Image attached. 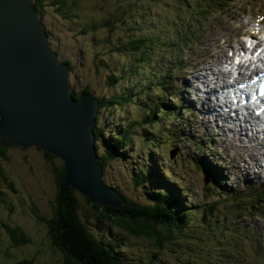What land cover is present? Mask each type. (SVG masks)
Listing matches in <instances>:
<instances>
[{
  "label": "rangeland",
  "instance_id": "obj_1",
  "mask_svg": "<svg viewBox=\"0 0 264 264\" xmlns=\"http://www.w3.org/2000/svg\"><path fill=\"white\" fill-rule=\"evenodd\" d=\"M199 2L207 6L205 0H191L193 8L184 0H46L42 9L41 22L49 32L51 48L58 62L70 67L69 88L76 93L88 89L98 99L128 97L118 109L99 110L101 129L114 134L130 131L124 155L104 169L105 183L140 207L150 204L154 190H168L153 177L159 173L183 194L187 214L183 227L173 230L174 238L161 248L144 236L100 221L77 196L85 227L97 239L118 245L114 250L121 264H264V220L255 216L262 211L258 203L264 201H255V195L250 200L244 192L248 185L264 189L260 168L264 162L250 170L262 172L252 180L233 167L230 158L236 160L238 155L232 136L228 130L218 133L216 126L215 143L211 138L215 125L205 129L199 103L195 105V98H203L199 90L204 87L194 79L197 72L191 74L202 55L208 58L206 49L216 51L230 30L247 20L252 0L222 3L223 10L215 12L212 7L214 13L206 17L194 9ZM192 22L198 26L191 28ZM190 31L194 39L190 33L182 36ZM187 37L190 42L184 49L170 46ZM140 38L148 44L140 50L144 59L136 61L139 54L128 42ZM235 45L227 47L226 57L231 59ZM113 73L121 77L115 86L107 83ZM205 75L210 81V74ZM150 108L156 114L149 119ZM7 148L0 157V264H63L50 244L45 222L57 197L53 168L63 163L55 156L48 162L44 151L35 146ZM207 164L214 167L215 181L220 179L221 186L209 180V172L202 169ZM136 170L144 172L140 187L132 181ZM244 205L247 209L242 211ZM125 220L130 222V216ZM167 222L174 224L172 219ZM13 228L28 237L26 244L10 239L6 230Z\"/></svg>",
  "mask_w": 264,
  "mask_h": 264
},
{
  "label": "water",
  "instance_id": "obj_2",
  "mask_svg": "<svg viewBox=\"0 0 264 264\" xmlns=\"http://www.w3.org/2000/svg\"><path fill=\"white\" fill-rule=\"evenodd\" d=\"M34 1L0 0V147L35 146L59 158L72 190L121 209L124 197L105 183L99 162L97 99L73 97L70 67L58 62Z\"/></svg>",
  "mask_w": 264,
  "mask_h": 264
},
{
  "label": "trees",
  "instance_id": "obj_3",
  "mask_svg": "<svg viewBox=\"0 0 264 264\" xmlns=\"http://www.w3.org/2000/svg\"><path fill=\"white\" fill-rule=\"evenodd\" d=\"M45 1L46 0H35L33 4L35 10L40 14V19L43 17L42 9L44 7ZM184 1L186 2L187 6L191 4V0ZM232 1L233 0H205L207 4L205 8L199 2L200 4L197 5V7H194V9L198 8V11L203 12L201 15L206 17L207 13L210 11L214 13L215 10V12H219L218 10H223L225 7L222 6V3H230ZM53 4L57 3L53 1ZM212 7H215L216 9L214 10ZM191 8H193V4H191ZM195 25L198 26V24L195 22L190 23L191 28H193ZM187 33H190V37L193 39L195 38L191 31L182 33V36H187ZM47 34L49 35L48 31ZM129 42L128 45L130 44V49L135 54H139L136 57V61L143 60L144 52L140 54V50L144 49L143 47H146V44H148L146 43L147 40L140 38ZM187 42H190L189 37H187L185 40L181 39L180 45L170 44V46L184 49V46H187L188 44ZM120 80L121 77L114 73L107 77V83L112 86H115ZM81 93L90 94L88 89H85L80 93L73 92L74 98L76 99ZM126 99H128L126 95L120 94L107 99L102 98L99 99V101L102 108L113 107V109H118ZM154 113L156 114L155 110L152 108L146 115L150 119ZM99 121L100 120L97 117L94 133L96 137V148L99 155V162L105 169L107 164L118 160L128 149L130 131L128 129H124V131H114L115 134L109 133L105 131V129H101ZM145 127H147V125ZM7 149V147H0V157H4ZM44 156L48 162H51L54 158L53 155L47 152H44ZM207 156L211 157L208 154ZM153 162L158 161L156 160ZM202 169L209 172V180L211 183L213 182L214 186H221V184H223L220 179H218V182L215 181L217 180V176L214 174L215 171L213 166H209V164H207L202 166ZM53 174L56 180L57 197L55 201V207L52 210V216L45 222L48 227V235L51 242L50 244L62 256L63 264H121L120 260L116 256V251L114 250V247L117 248L118 245L115 243H106L103 240L101 241L97 239L85 227L78 214L80 206L77 196H80L83 201L93 209L95 214L99 216L100 221L109 222L119 226L129 232L131 235L144 236L148 240L154 241L159 248L162 247L163 242L173 239V230L179 231V229L183 227L182 222H185L187 214L183 213L184 202L183 198L181 197L183 194L179 189H175L176 185L174 182L163 177L161 173L158 175H153V177L157 180V182L161 183V186H164L163 184L167 185V191L154 190L155 193L153 194L150 204L141 207L124 197L125 202L123 208L121 209H114L113 207L95 204L89 198L72 190L65 183L63 165L60 168L54 167ZM143 174L144 172L140 170L132 172V181L138 187H140V185L144 182ZM146 174L148 175V173ZM157 182L152 184L159 186V183ZM244 192H247V197L249 199L251 195H255V201H264V191L253 190L252 188H249ZM240 203L245 204L246 202L240 201ZM213 205L215 206L217 203L215 202ZM258 205H260V207H262L261 210L264 211V206H262L261 203H258ZM246 209L247 207L244 205L242 211H245ZM262 211H259L260 215H258V213L255 214L258 220H264L261 218V216L264 214ZM127 216H130V222L125 220ZM168 219H172L174 224L167 222ZM7 231L10 234V239H14L18 245L26 244L28 242V237L22 232L18 233L16 228L7 229L6 233Z\"/></svg>",
  "mask_w": 264,
  "mask_h": 264
},
{
  "label": "bare ground",
  "instance_id": "obj_4",
  "mask_svg": "<svg viewBox=\"0 0 264 264\" xmlns=\"http://www.w3.org/2000/svg\"><path fill=\"white\" fill-rule=\"evenodd\" d=\"M261 12L263 13L261 14ZM261 15L264 16V0H252V5L249 6V13L246 15L247 20L234 26L235 29L230 30V33L225 37L223 45H219L216 51L212 52L210 49H206L205 52L208 54V58L202 55L199 61L201 62L200 65L196 68L193 67L191 71V74L197 72L194 79L200 80L204 87V89L199 90V92L204 94L203 98H195V100H197L195 105L197 108V104L199 103L197 111L201 115L200 117L204 123L205 129H207V125H215L214 131L216 134L214 135L213 132H209L210 136L214 135L211 138L215 143L218 142L217 132L222 133L225 130L230 132L233 149H236L235 152L236 155H238V158L235 157L236 160L232 157L230 160L233 162V167L242 172L243 176L249 180L256 179L258 173L261 174L264 172L250 173V170H255L257 165H261L264 162V120L259 123L258 118L255 116V109L249 107L241 109L238 104L235 103L232 74L227 69H221V66L223 64L227 65L228 62L230 63L231 61L230 58L225 56L227 47L231 46L232 42H234L236 44V48L233 50L234 54L241 45V40L236 35L239 34L247 38H254L257 28L264 29V19L261 20ZM243 68L244 64L240 63L237 70L240 71ZM206 73L210 74V81L207 79ZM217 82H219V84ZM188 83H190V81H187L185 85ZM216 83L218 84L217 86ZM206 87L208 88L207 92L204 91ZM70 91L73 95L74 91L71 89ZM97 102L99 110L102 109L99 99H97ZM103 109L105 108L103 107ZM149 111L147 113H149ZM216 126L217 132L215 129ZM242 152L243 156L240 155ZM237 159H240V161H237ZM260 168L264 170V166H260ZM262 206H264V204H262Z\"/></svg>",
  "mask_w": 264,
  "mask_h": 264
},
{
  "label": "clouds",
  "instance_id": "obj_5",
  "mask_svg": "<svg viewBox=\"0 0 264 264\" xmlns=\"http://www.w3.org/2000/svg\"><path fill=\"white\" fill-rule=\"evenodd\" d=\"M47 32V31H46ZM52 49V48H51Z\"/></svg>",
  "mask_w": 264,
  "mask_h": 264
}]
</instances>
